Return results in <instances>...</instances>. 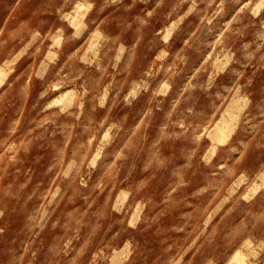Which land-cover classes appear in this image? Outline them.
<instances>
[{"label":"clouds","instance_id":"clouds-1","mask_svg":"<svg viewBox=\"0 0 264 264\" xmlns=\"http://www.w3.org/2000/svg\"><path fill=\"white\" fill-rule=\"evenodd\" d=\"M0 264H264V0H0Z\"/></svg>","mask_w":264,"mask_h":264}]
</instances>
